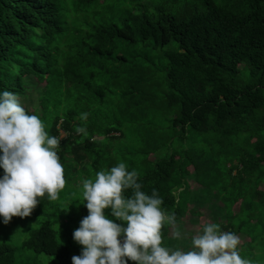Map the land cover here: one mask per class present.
<instances>
[{
	"label": "trees",
	"instance_id": "1",
	"mask_svg": "<svg viewBox=\"0 0 264 264\" xmlns=\"http://www.w3.org/2000/svg\"><path fill=\"white\" fill-rule=\"evenodd\" d=\"M171 1L122 0L130 6L124 7L111 0H0V90L19 96L29 77L39 94L37 105L25 109L49 135L61 137L57 151L78 165H94L89 173H95L118 162L98 152L99 145L111 146L109 139L121 136L105 108L106 92L128 96L149 77L147 63L135 62L128 48L171 45L163 52V107L174 110L169 126L180 136L188 130L211 133V142L221 146L210 148L202 164L200 152L190 149L146 159L138 172L142 190L150 194L155 188L162 207L181 224L188 213L200 215L185 194L186 178L208 170L209 162L221 165L217 156L223 155L214 194L225 221L218 225L245 236L241 257L264 264V0ZM100 9L108 20L83 16ZM77 126L86 131L78 133ZM70 223L61 214L44 221L20 247L51 256L53 264H71L81 246L72 239L77 225ZM170 228L161 229L165 246ZM14 252L1 244L0 264H13Z\"/></svg>",
	"mask_w": 264,
	"mask_h": 264
},
{
	"label": "clouds",
	"instance_id": "2",
	"mask_svg": "<svg viewBox=\"0 0 264 264\" xmlns=\"http://www.w3.org/2000/svg\"><path fill=\"white\" fill-rule=\"evenodd\" d=\"M87 115L83 112L80 118ZM76 131L86 130L77 126ZM60 140L25 109L17 93L0 90V223L30 216L39 197L58 199L65 186ZM81 196L77 203L84 204L87 214L72 231L81 248L71 264H253L239 254V236L221 231L215 222L204 223L187 250L163 245L165 224L173 226V237L181 236L175 213L162 207L155 188L150 194L142 190L137 171L129 170L125 161L83 179Z\"/></svg>",
	"mask_w": 264,
	"mask_h": 264
},
{
	"label": "rangeland",
	"instance_id": "3",
	"mask_svg": "<svg viewBox=\"0 0 264 264\" xmlns=\"http://www.w3.org/2000/svg\"><path fill=\"white\" fill-rule=\"evenodd\" d=\"M111 1L116 5L118 3L124 7H130L128 3L124 4L122 0ZM168 3L172 4V1L168 0ZM101 10H99V13L90 11L83 14V16L108 20L110 14H101L103 11ZM114 20H116V17H114ZM170 48L171 45L157 49H149L141 45L130 46L128 49L136 55L135 62L147 63L145 66L148 69V80L146 83L140 82L138 90L133 94L119 96L115 92L109 91L106 92L104 98L105 108L112 112V126L114 128L120 127L121 136L109 139L111 146H108L109 143L99 145L98 152L104 157H108L110 154L118 162L125 161L128 166L136 169L137 173L143 170L144 165H148L145 163L146 159L166 156L173 150L190 149L193 152L199 151L198 162L202 164L200 161L207 159L210 148L215 147V151H217L221 146V144L211 142L213 140L211 133L188 130L185 136H180L176 129L169 126V119L172 118L174 110L163 107L164 98L162 95L165 91L164 66L166 63L163 52ZM26 83L25 91L19 94L18 98L25 108L30 109L37 105L39 92L36 90L35 84L30 83L29 77ZM116 121L120 122V126ZM60 136H64V133L61 132ZM101 138L105 139V137ZM57 152L63 165L65 179V186L59 192L58 199L49 201L47 198L46 200L42 199L43 197L38 198L40 202L44 200V204L38 203L30 216L24 218L14 216L8 224L0 223V245L7 244L15 248L13 264H53L54 261L51 256L22 249L20 247L22 241L28 237L31 229L38 228L44 221H53L59 214L64 216L66 221L73 222V225L76 224L78 227L81 216L87 213L82 211L85 208L84 204L82 202L77 203V201H82V180L94 178L95 176L94 172L89 173L94 165H88L87 163L78 165L69 156L66 157L60 151ZM217 160H220L222 164H211L209 162L208 170L197 172V175L193 173L186 178V184L183 185L185 194L189 196L190 204L200 215H190L188 213L181 224L175 225V228L181 231L179 238L173 237V226H171L169 230L170 239L166 240L168 246L187 250L190 247L191 236L199 232L204 223L215 222L219 224L225 221L224 210L220 208L222 203L214 194L222 181L221 176L217 173L223 172L225 169L223 155L217 156ZM82 166H85L84 169H81ZM74 167H77L78 170L75 169L74 171ZM98 168L101 170L106 167L100 165ZM2 171L0 169V174H2ZM210 190L214 191L210 192ZM67 205L68 208L65 210L64 208ZM236 210L237 208H234V211ZM104 211L105 213L108 212L107 209ZM52 213L53 216H50L49 214ZM57 224H54L55 228L58 227ZM70 225L72 226L71 223ZM61 233L62 230H60L59 235ZM61 236L59 237L62 241ZM238 236L240 244L245 240V236ZM239 244L237 247H239ZM257 249L261 248L257 246ZM129 264H135V262L129 261Z\"/></svg>",
	"mask_w": 264,
	"mask_h": 264
}]
</instances>
